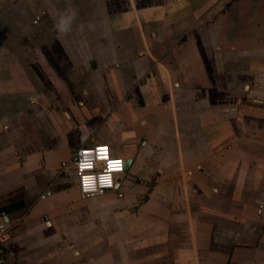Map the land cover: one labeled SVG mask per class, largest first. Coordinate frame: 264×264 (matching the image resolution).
<instances>
[{
    "label": "crops",
    "instance_id": "obj_1",
    "mask_svg": "<svg viewBox=\"0 0 264 264\" xmlns=\"http://www.w3.org/2000/svg\"><path fill=\"white\" fill-rule=\"evenodd\" d=\"M94 144L132 163L82 198ZM0 228L6 264H264V0H0Z\"/></svg>",
    "mask_w": 264,
    "mask_h": 264
},
{
    "label": "built area",
    "instance_id": "obj_2",
    "mask_svg": "<svg viewBox=\"0 0 264 264\" xmlns=\"http://www.w3.org/2000/svg\"><path fill=\"white\" fill-rule=\"evenodd\" d=\"M105 146L107 148V155L110 160L121 161V168L119 171L107 172V163L97 159V149ZM85 153H88L85 155ZM91 163L92 168H82L83 163ZM125 158L113 156L109 147L105 144L83 145L76 150H73L72 163L76 173L77 185L82 198L103 194L108 191L116 190V179L118 175L123 174ZM109 177V181H103L102 177ZM86 178H89L86 180ZM87 184V186H86ZM8 231L0 228V264H6L7 249L6 239Z\"/></svg>",
    "mask_w": 264,
    "mask_h": 264
},
{
    "label": "snow or ice",
    "instance_id": "obj_3",
    "mask_svg": "<svg viewBox=\"0 0 264 264\" xmlns=\"http://www.w3.org/2000/svg\"><path fill=\"white\" fill-rule=\"evenodd\" d=\"M88 153H85V155H87ZM97 159L104 161L107 163V172H115V171H119L121 168V161L119 160H110L108 155H107V148L105 146L100 147L99 149H97ZM82 168H86V169H91L92 168V164L91 163H83L81 165ZM89 178H86V180ZM103 181H109L110 178L105 176L102 177ZM87 186V184H86Z\"/></svg>",
    "mask_w": 264,
    "mask_h": 264
},
{
    "label": "clouds",
    "instance_id": "obj_4",
    "mask_svg": "<svg viewBox=\"0 0 264 264\" xmlns=\"http://www.w3.org/2000/svg\"><path fill=\"white\" fill-rule=\"evenodd\" d=\"M76 16L77 13L74 10H69L63 13L55 24L57 32L61 35H68L71 32L72 24L75 21ZM89 27L91 28L92 25H89Z\"/></svg>",
    "mask_w": 264,
    "mask_h": 264
},
{
    "label": "water",
    "instance_id": "obj_5",
    "mask_svg": "<svg viewBox=\"0 0 264 264\" xmlns=\"http://www.w3.org/2000/svg\"><path fill=\"white\" fill-rule=\"evenodd\" d=\"M131 163H132V159H131V158H125V162H124V167H125V169H124V171H123V174L118 175V177H117V179H116V182H117V184H116V188H117L118 185L120 184V182H121L123 176L126 174V172H127L128 168L130 167Z\"/></svg>",
    "mask_w": 264,
    "mask_h": 264
},
{
    "label": "rangeland",
    "instance_id": "obj_6",
    "mask_svg": "<svg viewBox=\"0 0 264 264\" xmlns=\"http://www.w3.org/2000/svg\"><path fill=\"white\" fill-rule=\"evenodd\" d=\"M12 1H15V0H12ZM28 13V12H27ZM121 149V148H120ZM93 197H95V195L94 196H89V197H86V198H93Z\"/></svg>",
    "mask_w": 264,
    "mask_h": 264
}]
</instances>
